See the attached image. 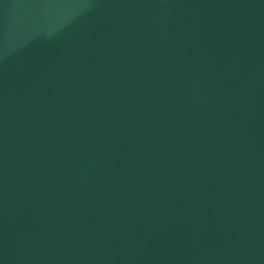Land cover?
Instances as JSON below:
<instances>
[{
	"label": "water",
	"instance_id": "water-1",
	"mask_svg": "<svg viewBox=\"0 0 264 264\" xmlns=\"http://www.w3.org/2000/svg\"><path fill=\"white\" fill-rule=\"evenodd\" d=\"M0 264H264V0H0Z\"/></svg>",
	"mask_w": 264,
	"mask_h": 264
}]
</instances>
